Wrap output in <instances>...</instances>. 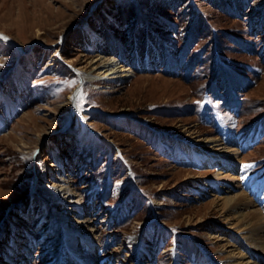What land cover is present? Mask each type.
Here are the masks:
<instances>
[{
	"label": "rangeland",
	"instance_id": "374dc122",
	"mask_svg": "<svg viewBox=\"0 0 264 264\" xmlns=\"http://www.w3.org/2000/svg\"><path fill=\"white\" fill-rule=\"evenodd\" d=\"M0 36V264L64 258L52 163L99 264H264L223 199L264 210V0H0Z\"/></svg>",
	"mask_w": 264,
	"mask_h": 264
},
{
	"label": "bare ground",
	"instance_id": "6f19581e",
	"mask_svg": "<svg viewBox=\"0 0 264 264\" xmlns=\"http://www.w3.org/2000/svg\"><path fill=\"white\" fill-rule=\"evenodd\" d=\"M113 60L117 61L115 58H113ZM129 72L130 69L128 67H123L120 70L112 68L110 71L106 72L104 77L109 80H121L124 77H128ZM4 95L6 99L11 98L9 94L5 93ZM10 100L12 101V98ZM198 142L202 143L200 144L202 149L199 151L195 150V156L199 166L218 165L221 167L223 163L221 157L229 151H232L225 147H220L219 139L217 137L202 138L199 139ZM215 146L218 147L215 149ZM211 147L214 148V152L209 153L208 150H210ZM190 152L194 155L192 150H190ZM179 154L182 155L181 152H178V155ZM238 154V152H234L230 159L232 161L236 160V155L237 159L240 160L241 158ZM51 166L56 169L54 171L57 173L58 180L53 187H48V194L50 195L52 203L58 207V221L62 224L65 233V256L60 261V264H99V257L95 251L94 239L96 237H92L86 221L78 219L83 217L80 211L81 204L83 203L81 199L82 194H75L71 189L69 180L63 175L64 170H66L65 165L60 167L59 165L52 163L51 165H48L49 170H51ZM220 173L223 172L220 171L218 174ZM228 176L232 180L228 183L229 185L239 186L236 183V176H230V174ZM218 178L221 179L220 177ZM224 184L225 183H217V186L224 189ZM228 189L230 188H225L224 190H227L226 192H228ZM223 199L224 202L228 204L229 208L233 209L236 213L234 218L237 220V223L234 224L233 222H230L228 228L236 230L238 233H242L243 236L250 241L252 247L264 254V210L257 207L255 201L244 191L231 194L230 196H224ZM69 211H74L72 213L75 215L67 218L66 213ZM70 218L74 219V221L70 222ZM220 239L223 240L224 238ZM225 241H227L226 249H224L227 254V264H258L256 261L248 259L247 254L241 251V248L236 244L229 242L228 239ZM56 262L57 260L55 263ZM202 262L203 264H212L210 261L206 260H203Z\"/></svg>",
	"mask_w": 264,
	"mask_h": 264
},
{
	"label": "snow or ice",
	"instance_id": "6c2138e0",
	"mask_svg": "<svg viewBox=\"0 0 264 264\" xmlns=\"http://www.w3.org/2000/svg\"><path fill=\"white\" fill-rule=\"evenodd\" d=\"M0 39H5V37L0 36ZM0 66H2V65H0ZM246 167H247V166H246Z\"/></svg>",
	"mask_w": 264,
	"mask_h": 264
}]
</instances>
